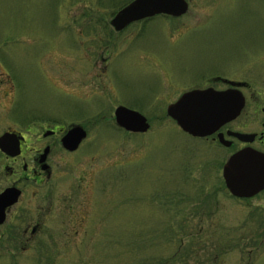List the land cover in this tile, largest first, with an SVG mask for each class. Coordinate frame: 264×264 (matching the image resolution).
Returning a JSON list of instances; mask_svg holds the SVG:
<instances>
[{
  "label": "rangeland",
  "instance_id": "374dc122",
  "mask_svg": "<svg viewBox=\"0 0 264 264\" xmlns=\"http://www.w3.org/2000/svg\"><path fill=\"white\" fill-rule=\"evenodd\" d=\"M123 1L0 0V136L88 132L75 154L54 157L73 170L47 199L0 228V264H264V191L233 197L221 177L232 150L167 114L182 93L222 88L218 78L249 81L264 103V0H187L182 17L117 32ZM119 106L150 131L119 127ZM38 221L28 247L11 242Z\"/></svg>",
  "mask_w": 264,
  "mask_h": 264
},
{
  "label": "water",
  "instance_id": "95a60500",
  "mask_svg": "<svg viewBox=\"0 0 264 264\" xmlns=\"http://www.w3.org/2000/svg\"><path fill=\"white\" fill-rule=\"evenodd\" d=\"M187 0H132L115 15L111 25L117 32L124 31L134 23L157 16L179 18L188 13ZM240 90L193 89L182 93L177 101L168 105L167 114L185 133L196 138L213 135L225 124L238 118L246 104ZM116 123L123 130L146 134L151 129L148 118L139 111L126 106L115 110ZM52 133L47 131L45 136ZM235 137L250 142L254 135L234 132ZM88 132L83 126H73L62 138L63 147L74 152L87 138ZM22 138L16 133H5L0 137V147L15 149ZM225 145L229 143L220 138ZM223 178L230 194L238 199H249L264 191V153L244 149L233 155L223 168ZM6 191L0 194V225L7 219V208L18 201V194Z\"/></svg>",
  "mask_w": 264,
  "mask_h": 264
},
{
  "label": "flooded vegetation",
  "instance_id": "af4514ba",
  "mask_svg": "<svg viewBox=\"0 0 264 264\" xmlns=\"http://www.w3.org/2000/svg\"><path fill=\"white\" fill-rule=\"evenodd\" d=\"M216 85H222V88L216 89L219 91L228 89L240 90L246 99V104L244 110H242L237 119L225 124L217 132L205 139H211L213 143L223 149H231L232 153L229 159L237 152L244 149H252L264 153V103L256 98L255 92L252 90V84L245 80L226 81L225 79L224 81L223 79L218 78ZM250 102L254 104V109L247 113L249 114L248 117L253 119V121L249 120L247 123L240 122L241 124H238L240 118L245 115V109ZM249 123L257 124L255 130L249 129V126L247 125ZM244 124V127L241 126ZM47 131L52 134L45 136ZM60 131L61 130H57L56 128L47 129L42 137L39 136L34 141L31 140V137L27 133L12 130L3 133H16L22 138V140L20 139L19 144L11 143L6 145L9 147L16 146L15 149L6 148V150H3L0 147V194H4L6 191L11 192V190H13L12 194H18V201L7 208V219L4 224L0 225V228L5 226L11 213L18 216L21 213H27L28 207L22 206L23 204L28 203V201H35L39 198L46 200L48 192H45L44 190L48 189L56 177H66L69 171L73 170L71 169L72 167L67 164H56V159L54 160V157L57 155H73L79 150L78 149L74 152L66 150L62 145L64 134ZM234 132L251 134L254 136L250 142H246L235 137L232 134ZM220 138L226 140L229 145L223 144ZM60 161H63V158H61ZM221 177H224L223 169ZM32 188L34 189V192L29 194L28 190H31ZM19 217L20 219H26L25 216L24 218H22V216ZM41 229L42 223L38 221L33 228L28 225L21 233H18V230H13V233L9 232V235L11 239H20V242H22L25 247H28L30 243L33 242L34 237L40 234ZM28 234L29 237L24 240V237L26 235L28 236ZM14 240L12 239L11 242Z\"/></svg>",
  "mask_w": 264,
  "mask_h": 264
},
{
  "label": "trees",
  "instance_id": "16d2710c",
  "mask_svg": "<svg viewBox=\"0 0 264 264\" xmlns=\"http://www.w3.org/2000/svg\"><path fill=\"white\" fill-rule=\"evenodd\" d=\"M130 1H132V0H125V1H123L120 7H121V8L124 7V6L127 5ZM146 21H148V20H146Z\"/></svg>",
  "mask_w": 264,
  "mask_h": 264
}]
</instances>
